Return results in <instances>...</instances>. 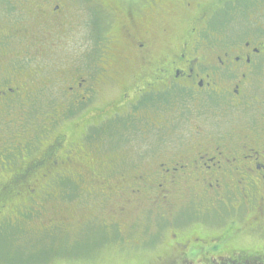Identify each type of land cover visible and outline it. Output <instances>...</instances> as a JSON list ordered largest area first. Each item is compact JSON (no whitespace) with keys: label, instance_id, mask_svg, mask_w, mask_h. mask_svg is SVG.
Masks as SVG:
<instances>
[{"label":"flooded vegetation","instance_id":"1","mask_svg":"<svg viewBox=\"0 0 264 264\" xmlns=\"http://www.w3.org/2000/svg\"><path fill=\"white\" fill-rule=\"evenodd\" d=\"M6 1H0V232L38 217L44 208L40 203L49 196L57 198L30 187L25 195L3 180L9 175L17 185L42 166L47 167L45 176L63 177L66 168L57 169L58 165L65 166L69 160L59 156L56 146L46 148L43 160H23L34 143L22 141V125L45 124L62 114L44 113V120L36 123L29 117L30 102L55 94L78 97L72 105H89L100 91H106L118 98L117 105L103 117L109 120L102 118L97 124L123 126L124 137L116 139L109 154L110 172L106 176L96 172L90 185L96 182L100 191L96 195L112 200L116 208L112 228L120 237V218L124 223L132 215L142 220L146 210L155 207L165 225L169 212L177 221L174 227L196 228L178 244L181 250L217 260L240 254L242 264H264V0L184 2L193 20L185 30L180 22L167 29L160 21L157 34L144 31L138 36L117 23L114 34L101 37L97 58L87 62L82 57L80 67L86 64L84 70L77 69L79 75L70 68L69 58L58 53L71 38L79 0ZM94 1L99 12L107 9L103 0ZM121 1L130 2L116 0L119 5ZM153 5L155 13L165 6L163 0ZM115 25L113 16L108 26ZM171 34L177 35L180 46H174L173 55L159 59L154 47ZM80 38L79 47L85 46L87 54V32ZM59 85L63 88L56 90ZM18 105L23 107V117L16 124L3 123L1 119ZM99 136L108 138L102 132ZM19 160L26 167L18 166ZM84 178L79 175L76 183ZM80 190L85 195L94 193ZM189 212L197 222L184 226L178 220ZM130 226L126 230L136 228ZM130 236L137 237L138 243L132 247L126 241L127 248H141L142 235ZM245 236L255 242L248 243ZM239 245L247 246L253 256L244 259L246 251Z\"/></svg>","mask_w":264,"mask_h":264},{"label":"rangeland","instance_id":"2","mask_svg":"<svg viewBox=\"0 0 264 264\" xmlns=\"http://www.w3.org/2000/svg\"><path fill=\"white\" fill-rule=\"evenodd\" d=\"M0 1L1 3H7L6 0ZM129 1L133 2L132 6L130 2L121 1L119 5L116 0H103L107 9L99 12V6L96 5L94 0H79L72 19L71 38L67 40V46L61 48L63 51L58 52L60 55L69 58L67 61H70V68L74 69V72L78 71L82 57L86 56L87 62L97 58L98 43L101 41V37L104 34L105 36L108 35V33L114 34L117 23L122 24V28L138 36L144 34V31L157 34L160 29V21L163 22V27L167 29H171L173 25L180 22L182 23L180 26L185 30L187 26L192 25L193 20H189V16L183 8L184 2H209L210 0H163L165 6L159 13H155L157 9L153 5L157 0ZM14 3L17 4L18 2ZM6 5L7 9H11L9 4ZM0 8H3V6L0 5ZM14 8L19 12H23L21 7ZM73 9L71 7V11ZM113 16L116 18V25L110 28L108 24ZM171 21L177 22L171 23ZM177 30L179 29L177 28ZM83 32H87V54H84L86 51L85 46L79 47L80 34H83ZM98 32L100 33L99 36ZM171 35L167 41L158 43L154 47L153 53L159 59L173 55L174 46H180L177 43V35ZM69 41L72 42L70 45ZM105 44L104 40L102 45L105 46ZM102 45L100 48L103 47ZM83 63L80 70L85 69L86 63ZM55 65L59 66L60 64ZM138 73L137 65L134 68V74ZM54 88L57 90L63 88V86L59 85V87ZM72 98L60 97L54 94L49 97H38L34 102H30L32 106L28 109H32V112L29 117H34L36 123L40 118L44 120V117H41L44 113L53 117L56 113L62 112V114L59 118L56 116L52 119L48 118L45 120V124L22 125L21 130H24L22 141L29 143L32 141L34 143L31 145L33 151L30 150V152L24 154L23 160L30 161L34 158L43 160L44 155H47L48 150L46 148L50 146L51 149L52 146H56L59 156L63 160L66 158L70 160L63 166V168H66L65 177L69 176L70 180L64 179L63 182H57V188L54 186L53 189L47 188L48 182H40V179L43 178L40 173L46 172V166H42L36 173L23 177L17 185L15 178L9 177V175L3 180L7 182L9 188L15 189V191L17 189L21 190L25 195L27 192L30 193V191H27L30 187L35 191L44 192L43 195L47 192L50 195L54 194L57 198L49 196L44 202L40 201L42 202L40 205H43L44 208L40 209L38 217L26 218L25 224L5 227V234L0 232V264H226V259L229 258L235 261L234 264H242L240 254L228 255L226 258L222 257V259L217 260V258L204 255V253L193 256L194 254L191 251L181 250L178 244L184 243L196 228L186 230L187 226L182 230L180 224L177 228L174 227L177 225V221L169 215V212L165 225L160 217L162 212L155 210V207L146 210L142 220H140L141 217L137 216L135 218L132 215L129 219H125L124 223L123 219L120 218L122 224L120 237L116 228H112L114 223L112 218L113 216L116 217L112 212L116 210L112 200L96 195L100 192L96 189V182H94V186L90 185L91 179L98 175L96 172L105 174V176L110 172L109 168L112 162H109V154L112 153V147L115 143H118L116 139L124 137L121 133L125 129L123 126L97 124L105 115H109L113 111L112 108L117 105L118 98L106 95V91H100L91 104L81 103V106L72 105L71 100L78 97ZM63 105L67 109L62 108ZM22 112L23 107L18 105L13 110H9L7 116L1 121L6 124H16V121L23 117ZM101 132L107 134L108 138L101 139L99 136ZM49 154L52 158H55L52 153ZM17 165L26 167V163L22 160H19ZM4 167L9 168L10 165H4ZM79 175H85V178L84 181L81 179L77 184L76 178H79ZM50 179L53 180L54 177ZM55 179L62 180V175L56 176ZM82 187L94 193L85 195L80 190ZM54 190L57 192H54ZM37 194L31 195L36 197ZM30 210L31 208H29ZM31 211L35 212L34 209ZM92 213L96 214L91 216ZM178 221L186 226L193 221V224H195L197 219L194 213L189 212L183 214ZM128 223L131 226L134 224L136 228L126 230L125 227ZM132 233H134V236L142 235L144 244L141 248H127L126 241L132 247L138 243L137 237L132 238L130 236ZM244 240H247L248 243L255 242V240L250 241L249 236H245ZM238 247L246 251V255L242 256L244 259L253 256L252 252H247V246L239 245ZM213 259H216L217 262H213ZM248 262L246 261L244 264H261Z\"/></svg>","mask_w":264,"mask_h":264},{"label":"trees","instance_id":"3","mask_svg":"<svg viewBox=\"0 0 264 264\" xmlns=\"http://www.w3.org/2000/svg\"><path fill=\"white\" fill-rule=\"evenodd\" d=\"M51 152H52V150H51ZM50 157H51V154H50ZM63 164H62V162L60 163V165H58V168L57 169H62L63 168ZM42 176H43V178L42 179H40V182L42 181V182H48V184L46 185L47 186V188H49V189H53L54 187H56L57 188V182L58 183H60V182H63V180L64 179H67L65 176H63L62 177V180H56L55 179V177H54V179L52 180V179H50L51 177H53V176H45L44 174H43V172L42 173H40ZM52 182V184H51V182ZM54 186V187H53ZM56 190H54V192H55Z\"/></svg>","mask_w":264,"mask_h":264}]
</instances>
